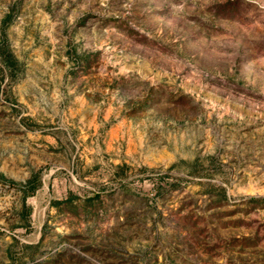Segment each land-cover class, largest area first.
Instances as JSON below:
<instances>
[{
  "label": "rangeland",
  "instance_id": "rangeland-1",
  "mask_svg": "<svg viewBox=\"0 0 264 264\" xmlns=\"http://www.w3.org/2000/svg\"><path fill=\"white\" fill-rule=\"evenodd\" d=\"M0 264H264V0H0Z\"/></svg>",
  "mask_w": 264,
  "mask_h": 264
}]
</instances>
